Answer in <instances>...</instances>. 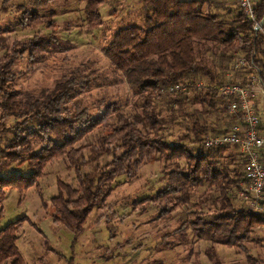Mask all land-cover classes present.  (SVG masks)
Wrapping results in <instances>:
<instances>
[{
	"label": "trees",
	"instance_id": "1",
	"mask_svg": "<svg viewBox=\"0 0 264 264\" xmlns=\"http://www.w3.org/2000/svg\"><path fill=\"white\" fill-rule=\"evenodd\" d=\"M80 1L87 30L102 26L100 8L104 0ZM140 2L143 24L120 26L103 49L136 98L139 112L128 115L116 103L91 114L76 99L80 89L90 87V79L76 77L75 73L64 76L51 91L18 100L10 82L13 66L26 54L30 61L52 40L47 37L13 42L10 52L2 55L7 49V37L15 28H33L38 22V14L26 8L14 26L0 29V115L2 119H15L9 149L23 150L31 140L41 142L27 158L31 172L0 178V194L7 187L20 192L34 187L44 166L55 158H66L78 172L91 166L89 173L78 174L77 188L62 185L51 204L58 223L77 236L90 212L106 201L117 177L130 181L146 162H169L173 168L165 174L162 188L149 200L157 203L163 215L169 208L188 204L189 192L206 186L204 197L194 205L198 211L190 227L195 240L211 244L212 252H206L207 258L218 264L215 246L241 248L253 227L264 225V216L246 205L236 207L233 203L232 193L241 183H247L242 155L230 159L227 165L222 159L230 146L209 150L201 146L205 135L227 133L237 121L226 113V100L216 92L225 83L226 73L234 71L229 66L235 53L242 52L245 60L259 69L264 85V0L255 6L257 22H263L262 32L255 31L254 24L245 21L240 13L225 24L204 12L205 1L201 0ZM46 20L52 26V19ZM232 74L235 77H229L228 83L247 84L246 74L238 70ZM197 81L204 82V90L189 87L184 93L166 92L174 84L194 85ZM163 108L169 113L167 117L162 116ZM181 120L187 133L169 141V125ZM96 129L100 135L94 147H74ZM85 149H89L87 158L83 155ZM104 155L111 160L100 165L97 162ZM6 156L10 159L9 153ZM206 205L214 213L204 214ZM20 223H9L0 230V264H24L16 245Z\"/></svg>",
	"mask_w": 264,
	"mask_h": 264
},
{
	"label": "rangeland",
	"instance_id": "2",
	"mask_svg": "<svg viewBox=\"0 0 264 264\" xmlns=\"http://www.w3.org/2000/svg\"><path fill=\"white\" fill-rule=\"evenodd\" d=\"M83 6L80 0H0V29L14 26L23 8L39 17L33 28H15L8 35L2 55L10 52L13 42L47 37L52 40L30 61L27 54L17 60L12 68L11 88L17 91L18 100H24L27 95L39 96L53 90L64 76L75 73L76 77L90 79V87L80 89L76 99L91 114L102 112L111 103L119 105L126 115L139 112L125 78L114 70L103 49L120 26L143 24L140 0H104L100 8L103 24L92 31L87 30ZM49 18L52 26L46 20ZM234 58L229 67L236 71L238 62L245 58L242 52L235 53ZM242 69L246 67L238 71L246 74ZM234 71L226 73L225 83L233 78ZM162 110V116L167 117L169 113ZM2 118L0 115V178L27 175L31 172L27 158L41 142L31 140L23 150L9 149L15 119ZM99 131L96 129L74 147H94ZM186 133L182 120L176 121L169 125L167 137L172 141ZM88 151H83L85 158ZM238 156L236 147H231L222 161L229 165L230 159ZM110 160L104 155L97 163L105 165ZM171 168L173 164L169 162L150 161L133 180L117 177L106 201L90 212L82 233L75 236L58 223L51 204L62 185L77 188L78 174L89 173L91 166L78 172L66 158H55L44 166L34 187L23 192L13 187L2 189L0 230L21 221L16 245L24 264H212L206 255L211 244L195 240L190 227L198 211L194 205L204 197L207 187L193 189L188 204L169 208L163 215L157 203L150 201L164 185L165 174ZM239 191L240 188L232 193L236 207L246 205ZM202 212L208 215L214 209L206 205ZM214 251L218 264H264V225L253 227L241 248L215 246Z\"/></svg>",
	"mask_w": 264,
	"mask_h": 264
},
{
	"label": "built area",
	"instance_id": "3",
	"mask_svg": "<svg viewBox=\"0 0 264 264\" xmlns=\"http://www.w3.org/2000/svg\"><path fill=\"white\" fill-rule=\"evenodd\" d=\"M255 0H237L238 13L245 21L254 24V30L262 32L263 22H257ZM241 59L235 68L246 73V85L224 83L216 88L218 97L226 100L225 111L237 119L230 131L220 135H205L201 145L209 150L222 146L236 147L245 161V179L240 184L239 196L246 206L255 213L264 216V135L261 134V115L259 100L264 104V85L260 71L252 62ZM241 72V70H239ZM189 87L204 90L205 84L197 81L194 85L188 82L169 86L170 94L184 93Z\"/></svg>",
	"mask_w": 264,
	"mask_h": 264
},
{
	"label": "crops",
	"instance_id": "4",
	"mask_svg": "<svg viewBox=\"0 0 264 264\" xmlns=\"http://www.w3.org/2000/svg\"><path fill=\"white\" fill-rule=\"evenodd\" d=\"M201 1H205V5L203 7L204 12H209L215 15L218 19L225 22V24L229 23L230 19H232L238 13L237 0H201ZM259 1L260 0H257L256 2H259ZM257 102L259 105L258 109L261 115V122L263 124L264 123V104L262 103L261 100ZM263 127L261 128V134L264 135ZM237 151L240 154L238 149ZM262 157H263V163H264V153Z\"/></svg>",
	"mask_w": 264,
	"mask_h": 264
}]
</instances>
